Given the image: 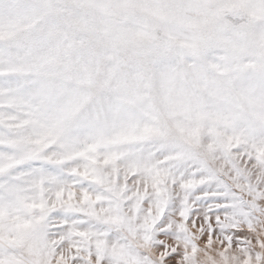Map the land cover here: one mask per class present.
Instances as JSON below:
<instances>
[{
    "label": "snow or ice",
    "instance_id": "snow-or-ice-1",
    "mask_svg": "<svg viewBox=\"0 0 264 264\" xmlns=\"http://www.w3.org/2000/svg\"><path fill=\"white\" fill-rule=\"evenodd\" d=\"M0 264H264V0H0Z\"/></svg>",
    "mask_w": 264,
    "mask_h": 264
}]
</instances>
